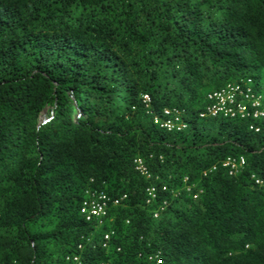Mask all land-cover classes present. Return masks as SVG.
Wrapping results in <instances>:
<instances>
[{"label":"trees","instance_id":"16d2710c","mask_svg":"<svg viewBox=\"0 0 264 264\" xmlns=\"http://www.w3.org/2000/svg\"><path fill=\"white\" fill-rule=\"evenodd\" d=\"M227 84L264 95V0H0V264H264V119L208 115Z\"/></svg>","mask_w":264,"mask_h":264},{"label":"clouds","instance_id":"9594fccd","mask_svg":"<svg viewBox=\"0 0 264 264\" xmlns=\"http://www.w3.org/2000/svg\"><path fill=\"white\" fill-rule=\"evenodd\" d=\"M248 86H250V84H248ZM230 89H233L234 90L232 92L233 93L232 102L231 103L227 102L226 105H225V107H224V110L222 112H218V113H225V114H227V113H233V108L236 107L235 110H236V112L239 113L240 117L241 118H246V117H249L250 116L249 111H247V109H248L247 105H250L252 117L255 118V119H264V103L262 101V97L260 95L254 96L249 88L246 89V90H244V88H243V90H242L239 85H235V84L234 85L227 84L224 87H221L219 89H216L214 91H211L212 94H208L207 95V99L209 101V104H208V106L206 108L207 114L209 113L208 112L209 107L214 104V102L209 99V96L210 95H213L214 93L220 92L222 90L229 91ZM239 98L241 100L240 103L237 102ZM260 98H261V100H260ZM208 115L214 116V115H212L210 113ZM202 116H206V115L205 114L204 115L202 114ZM177 118L178 117H175L173 122H175V119H177ZM177 123L181 125V129L184 127V124H183L182 121L177 122ZM138 164H139L138 165V169L141 172L145 173L144 172L145 170L142 167V165L140 164V162H138ZM140 167L143 170H141ZM256 184H260V182L259 181H256ZM103 217H101V218H103ZM100 219H97V220H100ZM108 239H109V236L106 235L105 236V240H108ZM104 246H106V245H104Z\"/></svg>","mask_w":264,"mask_h":264},{"label":"built area","instance_id":"2783aa9c","mask_svg":"<svg viewBox=\"0 0 264 264\" xmlns=\"http://www.w3.org/2000/svg\"><path fill=\"white\" fill-rule=\"evenodd\" d=\"M233 89L229 91L222 90L220 92L214 93L209 96V99L214 102L212 106L209 107L208 112L212 115L222 112L227 102L231 103L233 99ZM240 109V108H239ZM178 119H175V122L168 121L163 125L167 129H181V125L177 123ZM141 170H143L140 167ZM82 214L86 217L87 221H92L94 219H100L106 214V198L104 196H95L92 200L85 202L83 204Z\"/></svg>","mask_w":264,"mask_h":264},{"label":"rangeland","instance_id":"374dc122","mask_svg":"<svg viewBox=\"0 0 264 264\" xmlns=\"http://www.w3.org/2000/svg\"><path fill=\"white\" fill-rule=\"evenodd\" d=\"M209 94H212V92L210 91V92H208ZM263 94H264V90H263ZM260 100H261V98H260ZM262 101H263V103H264V95H262ZM261 103V102H260ZM176 117H178L177 119H178V122H180V121H182L181 120V118H180V115H177Z\"/></svg>","mask_w":264,"mask_h":264}]
</instances>
